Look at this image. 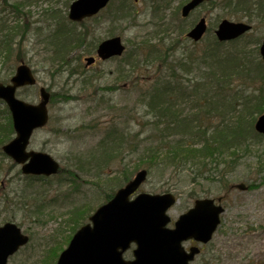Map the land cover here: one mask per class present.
<instances>
[{
    "label": "rangeland",
    "instance_id": "obj_1",
    "mask_svg": "<svg viewBox=\"0 0 264 264\" xmlns=\"http://www.w3.org/2000/svg\"><path fill=\"white\" fill-rule=\"evenodd\" d=\"M1 1L3 4L0 3V6H5L7 10L17 6V9L4 15L6 23L16 24L21 17L29 29L21 37L22 48L21 51L17 48V56L13 55L6 63L0 57V79L4 81L8 78L11 64L22 56L34 69L37 84L20 89L19 95L37 101L39 85L57 94L48 104L49 122L34 133L30 148L48 151L65 170H74L78 178L73 181L65 172L64 176L51 179L45 186L40 185V180L39 184H29V179L19 172V165L7 157H0V224L13 219L30 237V241L10 257L8 264H53L56 258L52 260L51 254L67 243L71 221L66 214L73 212L70 208L84 203L95 208L104 201L103 194L118 188V171L123 166L133 167L139 163L142 149L147 146V142L141 139L149 136L148 125L152 121H147L140 103L145 98L146 88L160 73L165 72L164 67L171 66V60L184 58L186 48L198 54L207 47L212 37V33H208L206 39L190 47V41L182 38L184 33L179 34V30H187L191 21L202 15H206L208 23L213 25L222 10L212 8L207 2L193 11L190 18L180 19L177 9L181 0H158L154 3L139 0L135 6L139 13L137 25L128 29V22H124L120 26L125 30L113 32L122 36L127 55L97 60L86 70H77L76 67L61 66L63 55L56 48L53 37L58 24L66 17L67 3L71 0ZM16 13L18 16H15ZM105 19L106 12L101 17V20ZM256 23L251 34L258 40L264 35V20ZM108 35L100 33L96 36L100 40ZM55 38L58 39V35ZM145 38L159 40L158 47L166 52L167 62H141L118 76L117 69L121 73L123 66L128 68L124 65L128 59L140 62L144 58V52L136 50ZM89 53L82 52L81 61ZM177 72L183 78L191 79L187 83L189 87L194 86L193 69L179 68ZM217 76L220 77V73ZM202 77L214 82L207 73H203ZM240 77L232 76L227 81H233L231 85L222 82L218 94L211 91L203 99L206 108L212 112L213 121L234 122L243 101L240 95L254 88L264 92L260 78ZM245 81L248 84L238 87V83ZM214 100L219 101L218 106H213ZM191 108L196 109V105ZM6 120L7 115L0 104V125ZM130 140L136 143H123ZM244 142L240 148L243 149L237 151L238 155L232 161L234 166L227 179L228 183L243 181L246 185L254 184L252 188L248 187L245 191L238 188L226 190L219 182L207 183L203 180L198 184L189 180L193 175L191 169L181 171L174 168L163 171L162 175L159 171L148 174L139 188L151 193H174L177 201L168 211L172 219L190 207L195 198L225 194L221 223L193 264H208L213 256H219L218 264H264V137L248 135ZM245 145L248 147L245 148ZM102 146L105 149L115 148V161L104 169H90L100 161ZM95 172H99L100 176L93 174ZM20 191V198L12 197ZM57 240L61 244L56 246L53 243ZM184 245L187 248L190 242Z\"/></svg>",
    "mask_w": 264,
    "mask_h": 264
},
{
    "label": "water",
    "instance_id": "obj_2",
    "mask_svg": "<svg viewBox=\"0 0 264 264\" xmlns=\"http://www.w3.org/2000/svg\"><path fill=\"white\" fill-rule=\"evenodd\" d=\"M108 0H76L71 4L69 17L80 20L96 13ZM204 0H189L182 7L185 16ZM251 26L223 19L215 31L220 40H230L250 29ZM206 30L205 19L201 18L188 35L198 40ZM260 54L264 59V39ZM123 46L119 37L103 41L98 48L102 58L120 54ZM87 63L93 61L88 57ZM35 79L28 67L20 65L12 78V85L0 84V97L5 99L12 111L17 136L3 149L12 155L16 161L22 162L30 156L23 165L25 172L45 173L56 172L58 164L52 157L43 152H25V146L32 130L42 126L47 120L46 103L49 93L40 89L41 101L31 105L14 97L17 86L33 84ZM257 130L264 133V114L257 118ZM146 171H139L133 180L119 188L115 195L101 205L89 216L91 223L81 226L73 235L69 245L64 249L56 264H191L198 246H190L188 250L183 241L194 239L206 243L212 237L220 222L219 214L223 211L220 204H215L213 198L197 199L194 206L181 214L173 228L165 225L170 220L166 210L175 202L171 193L149 194L140 193L130 199L129 195L136 190L144 180ZM241 189L245 185L238 184ZM221 201V197L217 198ZM27 237L20 233L13 223H5L0 227V264L6 263V258L19 245L25 243ZM131 243L135 244L133 259H124L122 253Z\"/></svg>",
    "mask_w": 264,
    "mask_h": 264
},
{
    "label": "trees",
    "instance_id": "obj_3",
    "mask_svg": "<svg viewBox=\"0 0 264 264\" xmlns=\"http://www.w3.org/2000/svg\"><path fill=\"white\" fill-rule=\"evenodd\" d=\"M120 3L122 4L120 9L130 14L132 7L128 0ZM222 3L223 11L226 10L225 16L234 14L237 18L236 11L232 10L244 8L248 11L246 17L248 16L250 20L257 18L264 8V0H223ZM253 10L256 13L249 14ZM70 41L77 42L79 39L75 36ZM220 45L226 46V49L223 51L219 48ZM155 49V45H150L149 51H156L152 56L161 57ZM185 58L188 59L186 61L189 62V66L192 64V69L198 72L197 76L193 77L197 112L190 114L192 109L186 112L175 107L177 103L171 97L174 74L168 75L162 90L157 85L152 87L149 106L145 110V115H148V120L152 119L151 122L154 125L146 148V167L150 172L158 166H163L165 170L170 167L178 169L195 167V175L192 179L203 177V181L215 182L219 178L224 182L232 165L230 160L235 158L237 150L243 143L242 139L253 130L255 115L264 111V92L258 89L240 95L243 99V106L240 109H244L246 114L245 126H242L240 120L232 122L230 126L224 121L214 124L210 120L212 112L206 108L203 99H206L211 91L218 94L221 91L222 82L231 85L233 81H227L231 80L232 76L259 77L263 81L264 65L257 51L253 53V49L240 41V38L225 43L214 40L199 56L191 50L187 52ZM203 73L209 74L215 83L211 81L212 79L204 80ZM218 73L220 77L217 76ZM239 86L240 83H238ZM212 104L214 107L218 106L219 101L214 100ZM108 152L111 158L114 157L115 150L112 147L108 149ZM128 172V168L123 171V181L129 178ZM111 196L112 194H107L106 199ZM81 209L82 207L80 211L74 213L76 218L78 216L76 220L78 223L72 230L86 219L87 213ZM218 260L219 256L210 258L211 264H218Z\"/></svg>",
    "mask_w": 264,
    "mask_h": 264
}]
</instances>
